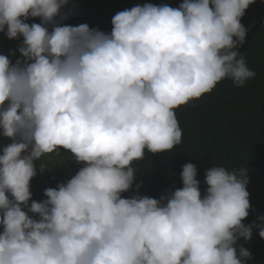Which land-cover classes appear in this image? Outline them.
<instances>
[{
	"label": "clouds",
	"instance_id": "clouds-1",
	"mask_svg": "<svg viewBox=\"0 0 264 264\" xmlns=\"http://www.w3.org/2000/svg\"><path fill=\"white\" fill-rule=\"evenodd\" d=\"M254 2L138 4L105 32L62 23L69 0H0V32L21 40L14 62L0 54V264H248L238 242L264 223L243 222L247 167L206 169L202 192L189 162L159 199L122 193L135 161L181 144L177 108L255 78L238 51ZM62 151L82 166L32 199V178L65 162L42 158Z\"/></svg>",
	"mask_w": 264,
	"mask_h": 264
},
{
	"label": "trees",
	"instance_id": "trees-1",
	"mask_svg": "<svg viewBox=\"0 0 264 264\" xmlns=\"http://www.w3.org/2000/svg\"><path fill=\"white\" fill-rule=\"evenodd\" d=\"M152 3L178 7L182 0H69L61 12L69 14L64 24L87 23L90 27L110 32L112 17L119 11L136 5ZM28 23H39V18H29ZM241 23L248 29L245 43L238 51L247 61L250 69L256 72L253 79L242 87L234 85L231 79H224L210 92L177 108L176 115L182 128V142L170 152L151 154L146 152L143 160L135 161L136 180L133 190L122 193L129 197L138 191L159 199L162 194L182 187L180 172L185 163H193L198 169L201 191L206 188L205 170L212 166L228 169L247 167L249 169L250 209L243 221L264 223L258 217L264 216V0H255L245 10ZM22 39V38H21ZM21 40L8 39L0 32V54H14V62L20 53L15 51ZM7 141L0 137V145ZM51 158L69 164L64 173L54 167L32 178V199H45L44 189L56 187L66 182L79 170L82 164L71 159L70 153L60 156H45L43 161L52 163ZM39 164V162H37ZM71 167L72 170L69 168ZM142 181L136 190L135 184ZM251 251L253 258L248 264H264V238L253 228L250 240L238 242Z\"/></svg>",
	"mask_w": 264,
	"mask_h": 264
},
{
	"label": "rangeland",
	"instance_id": "rangeland-1",
	"mask_svg": "<svg viewBox=\"0 0 264 264\" xmlns=\"http://www.w3.org/2000/svg\"><path fill=\"white\" fill-rule=\"evenodd\" d=\"M51 161H52V163L54 164V163H57V162H61L62 160H58V159H54V158H51ZM68 165L69 164H67V163H63L62 165H59V166H56V167H54L58 172H62V173H64L66 170H65V168L67 167L68 168ZM71 170H72V168L71 167H69Z\"/></svg>",
	"mask_w": 264,
	"mask_h": 264
}]
</instances>
